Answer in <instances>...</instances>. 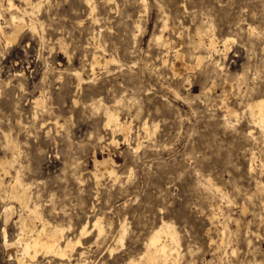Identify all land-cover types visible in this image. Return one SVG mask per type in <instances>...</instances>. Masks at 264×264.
<instances>
[{
	"label": "rangeland",
	"instance_id": "obj_1",
	"mask_svg": "<svg viewBox=\"0 0 264 264\" xmlns=\"http://www.w3.org/2000/svg\"><path fill=\"white\" fill-rule=\"evenodd\" d=\"M6 1L4 31L14 13ZM32 3L36 31L0 32V264L21 257L4 244L30 234L20 216L40 225L9 199L16 171L49 227L74 240L87 223L70 259L38 254L32 264H122L161 222L179 238L178 264H264V133L247 111L264 95V0ZM198 31L233 40L196 64L206 55ZM176 51L190 66L180 75ZM93 55L114 61L91 71ZM106 109L129 125L126 137L106 125ZM107 157L116 176L95 169Z\"/></svg>",
	"mask_w": 264,
	"mask_h": 264
},
{
	"label": "bare ground",
	"instance_id": "obj_2",
	"mask_svg": "<svg viewBox=\"0 0 264 264\" xmlns=\"http://www.w3.org/2000/svg\"><path fill=\"white\" fill-rule=\"evenodd\" d=\"M22 1L24 7L23 8L21 7V9L17 7V5L12 0L6 1L8 9L12 12L14 11V13L10 14V18H8L9 30L4 31L0 27L1 35H3V37H5L6 40L12 39L13 37L14 38L17 37V35L24 27H28L31 31H34L36 29L35 20L34 18H31L32 15L29 10L34 6L32 0H22ZM16 12H18L19 14H16ZM24 17H29V22L25 21ZM252 32L253 31L251 29V34ZM197 35L198 36H197L196 50L198 48L202 49L206 53V55L197 52L196 55L193 56V59L196 64L202 63L208 57L211 58L210 53L212 51L215 52L217 51L216 49L218 44H220V46L223 47L222 51L225 52L228 48V45H230V43L233 40L232 38H229L227 36L219 40L218 37L215 36V34L208 32L202 33L201 31H198ZM205 36L207 37V41H208V42L206 41L207 43L204 41ZM40 40H42V38ZM156 40L159 43H161L160 41H162L161 37H157ZM164 43L166 42L164 41ZM112 61H114L113 57L110 58L104 57L100 59L99 57L93 55L90 62V67H91L90 69L91 71H93L95 66H100V65L105 66ZM189 68L190 66L186 64L184 55L179 51H176L174 53V61L171 63V69L173 73L180 75L182 74L183 69H189ZM75 76L79 81L82 80L79 72L76 71ZM36 103L40 104L38 100L36 101ZM221 107L224 109L225 116H230L235 114L234 113L235 110L229 108L225 102H222ZM247 111H248V118L250 122L253 124V126H255L261 132L264 133V95H261L258 98L247 103ZM105 115H106V125H111L113 127V130L117 131L120 136L126 137L127 134L129 133V125H127L126 122L119 121L118 116L113 112H110L108 109H106ZM249 133L251 134V132ZM13 150L14 151L12 152L11 160L7 162L6 166L4 165L1 168L3 174L9 173L10 169L13 166V163L17 161L15 156V154H17L15 148H13ZM113 163L114 162L110 157H107L101 163H99L98 161H96V159H94V165L96 171L101 173L106 172L109 176L117 175ZM0 165L2 164L0 163ZM254 169L255 168L253 163H250L249 171L252 172ZM94 174L97 175L96 173ZM1 184L2 181H0V185ZM257 185H259V183H257ZM26 186L27 185L23 184L22 180L20 179L18 171H16L15 176H13L12 183L9 185V191H8L9 199L17 200L20 206L24 207V209L28 211L27 216L31 219L38 220L40 225L39 227H36L34 225L30 226L28 220L20 216L19 221L22 229L24 230L27 229V231L30 232V234H28V236L26 237H23L24 235L20 232V234L23 236H19L15 241L12 242H9L5 238L4 244L7 250L17 247L16 245L20 247V251L22 252V254L21 257L17 258V264H32L33 260L37 257L38 254L51 256L53 258H59L61 260L66 258L70 259L72 254L76 251V248L81 246L82 244L81 240L85 238L86 235L88 234L87 223H85L82 226V228L79 231V234L74 240L68 237H64L63 235L64 229L58 226L49 227L47 221L42 217L41 212L39 211L38 206L36 204H32L29 206L30 196ZM257 187L259 189L261 188L260 186ZM11 209L12 208L10 206L5 210H7L8 212ZM214 216L215 214L213 213V218ZM93 226L99 229L98 230V235H99L100 232L102 231V227L100 226L99 219H96V221L93 223ZM121 229L122 232L120 237L118 238V245L116 248L112 249L111 251H114L123 245V240L125 235V228L123 225L121 226ZM225 229L226 228L223 227V231H225ZM178 246H179V238L172 224L168 222H161L156 228L152 230V232L147 237L143 246V251L138 256L127 257V259L122 264H178L181 258V255L179 253L180 249L178 251L177 248ZM84 253L85 252L81 251L78 252V255L83 257Z\"/></svg>",
	"mask_w": 264,
	"mask_h": 264
}]
</instances>
